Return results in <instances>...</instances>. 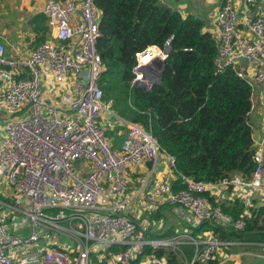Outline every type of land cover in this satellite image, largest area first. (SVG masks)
<instances>
[{
  "label": "built area",
  "instance_id": "1",
  "mask_svg": "<svg viewBox=\"0 0 264 264\" xmlns=\"http://www.w3.org/2000/svg\"><path fill=\"white\" fill-rule=\"evenodd\" d=\"M43 15L47 38L26 57L10 58L0 44V111L5 115L0 188L16 197L0 200V264H92V256L98 264H133L146 247L171 249L182 264H196L200 258L209 262L234 246L247 249L237 257L256 250L255 256L264 261V243L224 242L212 231L193 237L185 229L167 239L146 238V233L159 230L160 221L144 216L139 223L128 217L126 209L137 196L142 199L141 216L174 207L187 213L188 228L213 219L242 230L243 218L255 209L256 195L264 196V153L254 152L249 179L235 175L213 184L176 176L174 158L161 152L156 139L103 101L99 82L104 66L96 49L101 12L93 0H48ZM210 26L217 70L238 68L264 89V8H257V0H222ZM169 48L168 41L163 49L149 46L137 52L131 84L149 90L156 70L143 68L155 58L165 61ZM106 116L124 131L119 150L106 138L111 129ZM160 156L170 175L146 189ZM73 162L90 168L84 175L75 174ZM134 165L151 168L138 180L135 194H129L125 172ZM229 188L232 195L225 200L243 203L238 220L209 202L210 197L222 201L220 191ZM112 246L122 250L107 253ZM180 247L193 250L190 260ZM142 263L164 264L153 256Z\"/></svg>",
  "mask_w": 264,
  "mask_h": 264
},
{
  "label": "trees",
  "instance_id": "2",
  "mask_svg": "<svg viewBox=\"0 0 264 264\" xmlns=\"http://www.w3.org/2000/svg\"><path fill=\"white\" fill-rule=\"evenodd\" d=\"M93 3L101 12L96 49L104 66L99 82L104 103H110L117 116L141 126L156 139L161 152L174 158L176 176L213 184L235 175L249 179L255 168L252 128L248 122L253 90L238 68L217 70V45L204 31V21L194 16L184 18L159 0ZM45 20L42 14L30 20L36 36L34 49L47 38ZM168 41L170 50L160 83L149 90L133 86L131 69L135 54L149 46L163 49ZM111 121L114 126L108 129L106 138L119 150L125 134L115 119ZM228 192L231 194L230 188ZM0 200L5 201L2 197ZM209 202L232 220L242 218L240 200L217 202L210 197ZM164 208L146 214L145 218L149 222L161 221ZM243 219L242 230L213 219L185 229L193 237L212 231L224 242L264 243V207L256 205L251 215ZM145 235L147 239L161 238L159 233ZM120 250L121 247L112 246L106 252L116 254ZM148 256L164 264H182L177 252L151 247H146L133 264H142ZM216 262L217 257L208 264ZM92 264H98L94 256ZM253 264L264 261L257 259Z\"/></svg>",
  "mask_w": 264,
  "mask_h": 264
},
{
  "label": "crops",
  "instance_id": "3",
  "mask_svg": "<svg viewBox=\"0 0 264 264\" xmlns=\"http://www.w3.org/2000/svg\"><path fill=\"white\" fill-rule=\"evenodd\" d=\"M47 1L48 0H35V4L33 6H29L27 4V1L24 0V3L20 6L19 10H24L28 14L37 12L35 15L37 14L43 15V7ZM57 1H64V0H57ZM159 1L162 2L163 4H166L172 10L179 12L184 18L187 16H194L202 19L205 23L204 31L206 32H209V29L211 27L210 22L213 19V14L215 10L218 9L222 4V0H159ZM257 8H264V0H257ZM18 26L19 25H17L16 28L7 25L4 28L0 27V44L4 46L6 56L14 59H20L26 57L28 53L34 49V47L32 46L34 44L36 37L35 33L33 32V27L30 25V21L28 23L30 31L29 30L26 31L25 30L26 27L19 30L17 28ZM45 26H46V20H45ZM23 31L28 32L27 35L23 33ZM12 33H14V36H12ZM244 70L245 72H247L248 75L250 74V69L246 65L244 67ZM261 90L263 92L261 91L257 95L254 94L252 97V109L248 114V122L252 128V140H253L252 149L254 150V152L259 151L264 153V89L261 88ZM107 120L108 122L111 121V119H107ZM4 121H5V115L0 111V137L2 135V127ZM161 165H164L166 167V170L168 171L166 164L164 163V161L162 162V160L160 159L157 165L155 166L154 173L152 174L150 182L148 183L146 189L150 187L151 182H154L156 179L158 180L161 179L167 173L166 171L163 172L161 170L160 168ZM150 168H151L150 165H134L127 167L125 174L129 183V194H135L136 189L138 188V180L147 176L150 172ZM263 178H264V172H263ZM231 195L232 193L229 194L228 190L227 191L221 190L220 200L223 201ZM140 197L141 196L134 197L130 201L126 209V213L128 217L139 223H141V221L143 220L142 217L146 216V214H143V216H141L142 214L140 211H142V202H141L142 199H140ZM254 202H255V206L259 205L261 207H264V196L256 195V199L254 200ZM168 208L173 210L175 213H178L179 211L182 210L180 208H174V207H165L163 210H166ZM185 216H186V220L189 219L186 212H185ZM189 250H190V254L193 253L192 249L186 247V251ZM241 251H247V249H241L240 247H236V246L226 249L221 253V255L219 254L217 256V262L215 264H253L255 260L259 259L258 257L255 256V254H258V251L256 250H250V253L254 255H251L249 253L247 255L237 257L238 253H240ZM196 264H208V262L200 258L196 260Z\"/></svg>",
  "mask_w": 264,
  "mask_h": 264
},
{
  "label": "rangeland",
  "instance_id": "4",
  "mask_svg": "<svg viewBox=\"0 0 264 264\" xmlns=\"http://www.w3.org/2000/svg\"><path fill=\"white\" fill-rule=\"evenodd\" d=\"M27 4L29 6H33L35 4V0H26ZM24 3V0H0V27L4 28L6 25L16 28L17 25H19L17 28L21 30L22 28L26 27V31L29 30L28 23L30 19L37 13L33 12L32 14L26 13L24 10H19L20 6ZM45 26V24H44ZM42 27V26H41ZM46 27V26H45ZM30 31V30H29ZM21 32V31H20ZM27 35L28 32L23 31ZM12 36H14V33H12ZM25 36V35H24ZM244 66V65H243ZM252 87V94L257 95L259 92H261V88L257 86L255 83H251ZM122 84L118 86V93L121 94L122 92ZM263 92V91H262ZM252 95V96H253ZM108 121V120H107ZM108 125H110V128L114 126V121H109ZM160 159L162 162L164 161L163 157L160 156ZM165 163V161H164ZM71 170L75 174H80L85 172L90 168V165L87 163V165L78 162V163H71L70 164ZM161 170L164 172L166 171L168 175H170V172L166 170V167L164 165L160 166ZM160 174V172H159ZM0 196L2 198H6L9 201H15V194L10 191L9 189H5L4 187L0 188ZM104 197V196H103ZM105 200H102L101 203H104ZM163 213V219L160 221V228L155 229L156 233H159L161 236L160 239H167L175 234H180L183 232H186L185 226L187 225L186 222V216L184 211H179L178 213H175L171 209H166L161 211ZM155 227V226H154ZM187 227V226H186ZM162 234V235H161ZM163 235H168L167 237H163ZM65 250H70L71 247L64 246ZM181 250L186 253V256L188 259L192 257V253L190 254V250L186 251V248L180 247Z\"/></svg>",
  "mask_w": 264,
  "mask_h": 264
},
{
  "label": "water",
  "instance_id": "5",
  "mask_svg": "<svg viewBox=\"0 0 264 264\" xmlns=\"http://www.w3.org/2000/svg\"><path fill=\"white\" fill-rule=\"evenodd\" d=\"M168 50H170V48ZM239 61L241 64L244 63L243 59ZM150 67H154L156 72H155V76H154L152 83H150L149 89L151 88L153 84L160 83L161 77H162V71L164 68V61H160L158 58H155L152 61H150V63L145 68H143V70L147 71V69ZM107 119H109L108 116H107Z\"/></svg>",
  "mask_w": 264,
  "mask_h": 264
}]
</instances>
